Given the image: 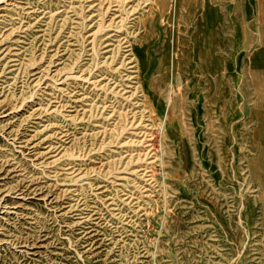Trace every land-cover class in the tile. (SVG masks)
Wrapping results in <instances>:
<instances>
[{"label": "rangeland", "instance_id": "obj_1", "mask_svg": "<svg viewBox=\"0 0 264 264\" xmlns=\"http://www.w3.org/2000/svg\"><path fill=\"white\" fill-rule=\"evenodd\" d=\"M0 264H264V0H0Z\"/></svg>", "mask_w": 264, "mask_h": 264}]
</instances>
